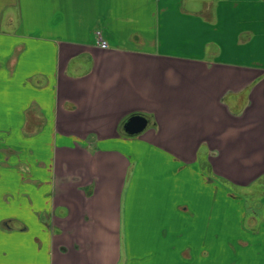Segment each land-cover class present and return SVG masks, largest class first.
I'll return each mask as SVG.
<instances>
[{
    "label": "crops",
    "instance_id": "1",
    "mask_svg": "<svg viewBox=\"0 0 264 264\" xmlns=\"http://www.w3.org/2000/svg\"><path fill=\"white\" fill-rule=\"evenodd\" d=\"M260 182L264 0H0V264H264Z\"/></svg>",
    "mask_w": 264,
    "mask_h": 264
},
{
    "label": "water",
    "instance_id": "2",
    "mask_svg": "<svg viewBox=\"0 0 264 264\" xmlns=\"http://www.w3.org/2000/svg\"><path fill=\"white\" fill-rule=\"evenodd\" d=\"M148 121L147 118L141 114L130 115L123 124V131L127 135H136L144 130Z\"/></svg>",
    "mask_w": 264,
    "mask_h": 264
},
{
    "label": "rangeland",
    "instance_id": "3",
    "mask_svg": "<svg viewBox=\"0 0 264 264\" xmlns=\"http://www.w3.org/2000/svg\"><path fill=\"white\" fill-rule=\"evenodd\" d=\"M229 186H227L226 188H228ZM229 189H234V190H237V186H233V185H231V187H229ZM251 189H258V190H263L264 189V182H260V183H258V184H254V185H252V187H251ZM248 200H250V201H253V202H256V201H259L260 200V198H259V200H258V198H250V199H247V201ZM256 206H257V211L259 212V213H257V214H259V215H261V213H263L262 212V210H264V205L262 206V204H260V206L258 205V204H256Z\"/></svg>",
    "mask_w": 264,
    "mask_h": 264
},
{
    "label": "built area",
    "instance_id": "4",
    "mask_svg": "<svg viewBox=\"0 0 264 264\" xmlns=\"http://www.w3.org/2000/svg\"><path fill=\"white\" fill-rule=\"evenodd\" d=\"M96 43L99 47L101 48H106L107 43L106 41L102 38L101 32L100 31H96Z\"/></svg>",
    "mask_w": 264,
    "mask_h": 264
}]
</instances>
